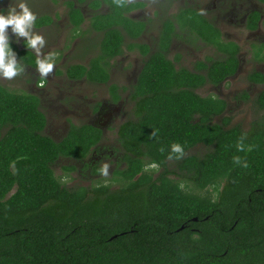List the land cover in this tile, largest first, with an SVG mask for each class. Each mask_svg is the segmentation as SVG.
I'll return each mask as SVG.
<instances>
[{
    "label": "trees",
    "instance_id": "16d2710c",
    "mask_svg": "<svg viewBox=\"0 0 264 264\" xmlns=\"http://www.w3.org/2000/svg\"><path fill=\"white\" fill-rule=\"evenodd\" d=\"M102 2L109 8L90 21L102 33L98 52L87 64L69 65L66 74L109 84L117 102L120 86L109 83L112 60L125 46L147 55L130 89L133 117L117 131L123 166L112 180L118 185L98 177L94 185L67 186L53 164L61 156L86 159L103 130L72 122L57 140L45 133L40 97L0 82V264H264V116L248 129L230 126L226 100L198 92L236 71L239 45L223 40L196 9L181 8L162 22L150 52L147 43L132 41L147 20L129 13L144 2L90 0V6ZM72 5L69 19L79 29L85 16ZM258 18L251 13L249 27H257ZM52 20L45 14L34 24ZM178 30L223 55L196 60L194 69L176 66L168 52ZM26 40L22 47L8 41L12 55L36 66L39 58ZM262 49L264 43L255 53L264 60ZM249 78L264 82L256 70ZM255 102L264 110V89ZM173 143L181 153L171 151ZM198 145L202 153L192 151ZM101 168L93 167L96 174Z\"/></svg>",
    "mask_w": 264,
    "mask_h": 264
},
{
    "label": "rangeland",
    "instance_id": "374dc122",
    "mask_svg": "<svg viewBox=\"0 0 264 264\" xmlns=\"http://www.w3.org/2000/svg\"><path fill=\"white\" fill-rule=\"evenodd\" d=\"M79 4L85 13V21L75 29L68 16L66 0H24L35 18L48 14L53 22L43 27H35L34 23L27 27L29 35L36 33L43 38V44L32 48L41 60L49 63L47 72H40L30 65H23L18 56L13 55L18 71L12 77L0 75V82L19 92L37 94L41 99L42 110L47 117L45 133L55 139H61L68 131L70 123L91 122L104 130L102 141L93 148L90 156L84 160L61 156L53 164L55 173L69 187L77 185H94L100 177L103 181L113 184L114 170L121 167L119 161L120 144L118 127L126 119L133 117L134 102L130 98V89L142 67L145 57L137 48L125 46L123 54L112 60L110 82L120 86L121 98L111 100L109 84L94 83L87 79H69L64 71L73 63L87 64L99 50L102 33L91 28L90 19L94 10L88 7V0ZM143 8L134 10L132 14L138 18H149L146 31L136 42L147 43L155 49L162 22L174 14L179 8L187 5H199L222 29L225 39L236 40L241 45V67L237 75L229 77L220 85L206 84L198 89L202 95H215L228 102L226 115L231 117V124H240L248 129L256 119H262L264 110L259 109L255 99L264 88V84L253 83L248 74L258 69L264 72V60L256 59L253 45L264 39V3L258 0H141ZM19 0H0V12H7L9 7L18 5ZM258 7L262 12V20L256 31L245 26L244 17L251 9ZM107 8L103 6L100 11ZM19 11V8H16ZM178 31L173 40L168 56L175 59L176 65L193 68L198 59L208 56L221 57L217 49L205 43L191 32ZM8 41L23 46L25 35L12 32L11 25L6 28ZM127 38L126 42H132ZM264 57V53L260 55ZM126 87L127 89H125ZM247 93L249 97H244ZM215 121H221V116ZM205 147L198 145L192 151L202 153ZM94 165L101 166L96 174ZM68 167V168H67ZM174 167V166H170ZM196 190V188H194ZM199 191V190H196ZM209 193L215 195L212 188ZM202 193H207L202 190Z\"/></svg>",
    "mask_w": 264,
    "mask_h": 264
},
{
    "label": "clouds",
    "instance_id": "9594fccd",
    "mask_svg": "<svg viewBox=\"0 0 264 264\" xmlns=\"http://www.w3.org/2000/svg\"><path fill=\"white\" fill-rule=\"evenodd\" d=\"M19 8V11L16 8ZM35 21L34 13L29 9L24 0H19L18 5L9 7L7 12H0V75L4 77H12L18 71L16 61L13 58L11 49L8 44V36L6 28L11 25L12 32L25 35L27 37L26 44L29 47L37 48V45L43 44V38L40 34L33 33L29 35L26 30ZM51 65L43 60L37 61V70L47 72ZM171 151L181 153L182 149L178 143L170 145ZM170 155V154H169Z\"/></svg>",
    "mask_w": 264,
    "mask_h": 264
},
{
    "label": "flooded vegetation",
    "instance_id": "af4514ba",
    "mask_svg": "<svg viewBox=\"0 0 264 264\" xmlns=\"http://www.w3.org/2000/svg\"><path fill=\"white\" fill-rule=\"evenodd\" d=\"M80 2H85L86 0H79ZM135 1H141V0H128V2H135ZM259 2H261V3H264V2H262L261 0H258ZM66 5H67V7H68V9L69 8H71V6H70V3H72L73 5L72 6H74L75 8H79L81 11H82V13L84 14V16H85V13H84V11L81 9V7L79 6V4H77V2L76 1H74V0H66ZM88 7L89 8H91V9H93L94 10V12H93V14L91 15V18H92V16L94 15V14H96L97 12H105L108 8H109V6L106 4V3H104V2H102L101 4H100V6L98 7V9H95V8H93L92 6H90V0H88ZM103 6H106V10L105 11H100V8H102ZM144 6H145V2H144ZM144 6H140V7H135V8H137V9H139V8H143ZM181 8H193V9H196L197 11H199L203 16H205L206 18H208L215 26H217V28H219V30L221 31V38L223 39V40H225V41H230L231 39H225L224 37H223V34H222V29L220 28V26L217 24V23H215L206 13H204L202 10H201V8H200V6L199 5H187V6H185V7H181ZM181 8H179L176 12H178ZM255 9H251L247 14H245V17H244V22H245V26H246V28H248L250 31H256L257 29H258V27L260 26V22H261V20H262V12H261V10L260 9H257L258 7H254ZM137 9H133L132 11H130V13H129V15L131 16V17H133V18H137V19H141V18H138V17H136V16H134L133 14H132V12L134 11V10H137ZM175 12V13H176ZM254 12H257L258 13V22H257V27H255V28H251V27H249V22H250V15H251V13H254ZM173 15V14H172ZM171 15V16H172ZM42 16V15H41ZM69 16V15H68ZM85 18H86V16H85ZM91 20V19H90ZM143 20H147V25H146V29H147V27H148V20H149V18H146V19H143ZM52 22H53V20H52ZM51 22V23H52ZM50 23V24H51ZM50 24H47V25H50ZM72 24V23H71ZM83 24V23H82ZM81 24V25H82ZM73 25V24H72ZM34 26L35 27H43V26H46V25H42V26H37V25H35L34 24ZM162 26V25H161ZM146 29H145V31H146ZM161 29H162V27H161ZM144 31V32H145ZM179 31V30H178ZM181 32H183V33H185L183 30H180ZM143 32V33H144ZM160 32H161V30H160ZM192 34V33H191ZM160 35V34H159ZM177 35H178V32H177ZM177 35H175V37L177 36ZM175 37L173 38V40L175 39ZM198 37V36H197ZM139 38V37H138ZM199 39H201L202 41H204L205 43H207V44H209V45H212V44H210V43H208V42H206L205 40H203L202 38H200V37H198ZM173 40L171 41V45H172V43H173ZM231 41H234V42H236L238 45H239V47H240V50H241V45L236 41V40H231ZM264 43V39H262L261 41H259V42H257V43H255L254 45H253V49H254V54H255V58L256 59H259V57H257V55H256V53H255V51H257V49H258V47L261 45V44H263ZM149 45V44H148ZM150 46V45H149ZM212 46H214V45H212ZM215 47V46H214ZM157 48V45H156V47H155V49ZM170 48H171V46H170ZM216 48V47H215ZM155 49H153L152 50V48H151V46H150V52H154V50ZM217 49V48H216ZM33 50V49H32ZM170 50V49H169ZM240 50H239V52H238V54H237V57H238V67H237V69H236V71L232 74V75H229V76H227L222 82H220V83H218V84H214V85H220V84H222L223 82H225L229 77H232V76H234V75H237L238 74V72L240 71V67H241V58H240ZM217 51L218 52H220L221 54H222V52L220 51V50H218L217 49ZM262 52L264 53V49H262ZM169 53V52H168ZM36 54V53H35ZM37 55V54H36ZM144 56H146L145 57V59L147 58V55H145V54H143ZM223 55V54H222ZM221 55V56H222ZM37 57L39 58V60H41L40 59V57L37 55ZM218 58V57H211V56H208V57H206L205 59H198V60H207L208 58ZM174 62H175V64H176V61H175V59H172ZM260 60H263V59H260ZM23 63V62H22ZM79 63V62H78ZM23 65H27V64H25V63H23ZM71 65V64H70ZM194 65H195V62H194V64H193V68H191V69H194ZM30 66H32V67H35V68H37V65L36 66H34V65H30ZM69 66V65H68ZM67 66V67H68ZM142 66H143V64H142ZM177 66V65H176ZM66 67V68H67ZM141 69H142V67H141ZM140 69V70H141ZM259 71V72H261V73H263V75H264V72H262V71H260V70H258V69H254V70H252L250 73H252L253 71ZM140 72V71H139ZM64 73H65V75L67 76V74H66V69H65V71H64ZM250 73L248 74V79L250 80V78H249V76H250ZM139 74V73H138ZM138 76V75H137ZM68 77V76H67ZM69 78V77H68ZM69 79H71V78H69ZM136 79H137V77H136ZM72 80H79V79H72ZM136 81V80H135ZM250 81H252V80H250ZM253 83H258V82H255V81H252ZM260 84H264V82H259ZM258 83V84H259ZM209 84V83H208ZM264 89V88H263ZM260 92V91H259ZM257 96V95H256ZM248 97H249V95H248ZM226 100V99H225ZM226 102H227V100H226ZM227 108H228V102H227V106H226V108H225V111H224V114H225V112H226V110H227ZM221 117H222V115H220ZM216 117H218V116H215V119H216ZM88 123H91V122H88ZM91 124H93V125H96V124H94V123H91ZM47 126V125H46ZM96 126H98V125H96ZM102 130H103V128L101 127V126H99ZM46 129V128H45ZM103 136H104V130H103ZM103 139V138H102ZM102 139H101V141H102ZM59 140V139H58ZM101 141H99L93 148H95L96 146H98V144L101 142ZM120 144V143H119ZM121 156H122V153H121V147H120V151H119V161L121 162V164H122V166H123V163H122V161H121ZM74 159H76V158H74ZM79 160V159H78Z\"/></svg>",
    "mask_w": 264,
    "mask_h": 264
},
{
    "label": "water",
    "instance_id": "95a60500",
    "mask_svg": "<svg viewBox=\"0 0 264 264\" xmlns=\"http://www.w3.org/2000/svg\"><path fill=\"white\" fill-rule=\"evenodd\" d=\"M195 219H197V217H195Z\"/></svg>",
    "mask_w": 264,
    "mask_h": 264
}]
</instances>
